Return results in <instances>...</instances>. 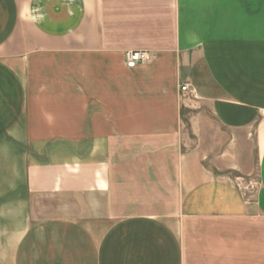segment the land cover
<instances>
[{
	"label": "crops",
	"instance_id": "1",
	"mask_svg": "<svg viewBox=\"0 0 264 264\" xmlns=\"http://www.w3.org/2000/svg\"><path fill=\"white\" fill-rule=\"evenodd\" d=\"M0 264H264V0H0Z\"/></svg>",
	"mask_w": 264,
	"mask_h": 264
},
{
	"label": "built area",
	"instance_id": "2",
	"mask_svg": "<svg viewBox=\"0 0 264 264\" xmlns=\"http://www.w3.org/2000/svg\"><path fill=\"white\" fill-rule=\"evenodd\" d=\"M126 61H127V66L129 68H135L141 63H146L150 61L151 55L148 51H128L126 53ZM182 90L186 91L187 86H184Z\"/></svg>",
	"mask_w": 264,
	"mask_h": 264
},
{
	"label": "rangeland",
	"instance_id": "3",
	"mask_svg": "<svg viewBox=\"0 0 264 264\" xmlns=\"http://www.w3.org/2000/svg\"><path fill=\"white\" fill-rule=\"evenodd\" d=\"M245 181H246V183L247 182H249V183H253L254 182L255 185H256L257 182H258V178L256 176V172H253L250 175H248L247 177H244L243 180L242 179H239V184H242L243 183V185H244L245 184Z\"/></svg>",
	"mask_w": 264,
	"mask_h": 264
}]
</instances>
